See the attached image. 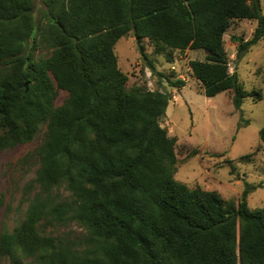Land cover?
<instances>
[{"label":"trees","instance_id":"obj_1","mask_svg":"<svg viewBox=\"0 0 264 264\" xmlns=\"http://www.w3.org/2000/svg\"><path fill=\"white\" fill-rule=\"evenodd\" d=\"M34 1L0 0V150L45 127L29 153L38 165L24 186L32 195L20 223L0 233V257L8 264H264V207L247 204L253 186L235 201L176 180L178 158L192 145L160 124L169 94L127 87L114 52L128 35L144 59L145 40L168 60L202 50L189 67L204 95L231 92L238 108L259 92L229 72L223 35L235 20L256 21L251 37L238 39L237 58L261 40L258 0H44L38 18ZM58 89L67 96L55 105ZM68 223L80 233L56 232Z\"/></svg>","mask_w":264,"mask_h":264},{"label":"rangeland","instance_id":"obj_2","mask_svg":"<svg viewBox=\"0 0 264 264\" xmlns=\"http://www.w3.org/2000/svg\"><path fill=\"white\" fill-rule=\"evenodd\" d=\"M264 15V0H258ZM45 8L44 0L34 1V15L39 17ZM256 26L252 19L235 20L223 35L228 58L229 72L235 71L247 91L258 95L243 98L236 108L231 101V92H219L214 96L204 95L199 81L189 67L192 59H202V50L175 52L168 60L166 55L153 52L148 41H143L144 59L131 35L119 38L114 45L119 68L126 72L127 87L136 84L167 92L169 101L160 124L169 136L179 142L191 144L188 155L179 157L174 178L189 187L214 190L225 199L237 201L245 184L253 186L247 195L251 209L264 207V142L259 138V129L264 122V37L251 45L237 58L238 39L247 40ZM235 37V38H234ZM237 39V40H235ZM38 53L48 54L42 49ZM150 61L155 71L148 65ZM181 78L183 87L169 85L166 78ZM67 92L57 90L55 105H60ZM41 130L30 142L20 143L0 150V233L12 229L23 218L27 207L25 184L35 176L37 161L29 155L41 141ZM80 233L76 223L56 227L57 233ZM0 264H8L0 257Z\"/></svg>","mask_w":264,"mask_h":264},{"label":"water","instance_id":"obj_3","mask_svg":"<svg viewBox=\"0 0 264 264\" xmlns=\"http://www.w3.org/2000/svg\"><path fill=\"white\" fill-rule=\"evenodd\" d=\"M25 85H26V83H25Z\"/></svg>","mask_w":264,"mask_h":264}]
</instances>
